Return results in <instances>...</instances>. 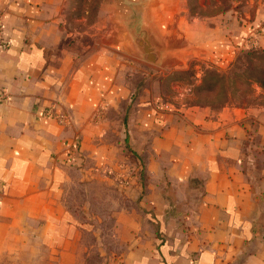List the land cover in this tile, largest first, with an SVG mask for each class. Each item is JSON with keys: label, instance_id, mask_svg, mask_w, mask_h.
Returning a JSON list of instances; mask_svg holds the SVG:
<instances>
[{"label": "crops", "instance_id": "crops-1", "mask_svg": "<svg viewBox=\"0 0 264 264\" xmlns=\"http://www.w3.org/2000/svg\"><path fill=\"white\" fill-rule=\"evenodd\" d=\"M68 4L0 0V258L37 245L43 259L76 264L93 225L66 195L97 182L130 204L112 213L104 264H264V108L175 105L151 85V72L192 59L264 53V0H227L211 15L188 0H95L70 16ZM72 18L82 26L68 28ZM144 26L162 45L160 66L138 55ZM124 115L128 141L110 124ZM126 147L140 181L120 164Z\"/></svg>", "mask_w": 264, "mask_h": 264}, {"label": "rangeland", "instance_id": "rangeland-1", "mask_svg": "<svg viewBox=\"0 0 264 264\" xmlns=\"http://www.w3.org/2000/svg\"><path fill=\"white\" fill-rule=\"evenodd\" d=\"M195 2L196 0H188L192 13L199 12L204 15L224 11L228 6L227 0H204L201 4ZM82 5H84V8L89 6L91 9L96 6L95 0H91V3H83L82 0H69L67 6L68 15L70 12L79 14L82 10ZM92 13L90 16L93 15ZM70 24L71 27L80 28L82 26V22H77L74 19L68 20V28H70ZM189 66L190 68L169 69L161 71V73L159 70L154 73L151 72L153 74L152 78H154V82L151 85H156V92L163 95L165 101L175 105L198 104L219 108L226 104H235L258 109L264 108L263 52L255 50L238 51L224 65H208L197 59H192L189 61ZM135 81L134 83H137ZM145 83L139 82L137 90L144 86ZM135 92L136 90L133 91V94ZM124 106L126 107V104ZM129 106H127V110ZM126 116L124 115L125 120L123 122L121 120L122 117L117 122L112 120L110 124L113 129H119L118 132L122 138L128 141L129 136L124 128L127 122ZM111 117L114 119L113 116ZM111 133L113 136H116V132L111 131ZM109 138L112 139L114 137L111 136ZM122 156L123 162L120 164L126 168L128 167L129 171L135 167L134 170L140 181L144 177L140 160L130 154L129 147L123 149ZM110 170L108 174L115 181L121 178L120 170L114 168H110ZM114 185L107 184L103 186L101 183L91 182L88 185L79 186L73 183L68 188L66 195L68 206L71 209L74 208L75 215L79 220L88 219L93 225L92 231L82 236V243L86 251L78 258L76 264H104L105 260L99 256L98 249L106 250L109 253L116 247V241L113 237L115 231L112 213L118 205L124 211H128L130 204L125 199H114ZM99 218L102 220L98 222L99 225L94 224ZM85 231L88 232L86 229ZM92 232L96 236H93ZM100 236H102V242L96 239ZM29 245L32 246L31 244ZM25 251L22 253V258H0V264H55L54 260H50L48 257L42 258L44 254L47 255V249L44 246H32L28 249L29 253ZM33 255H38L41 258H38V256L34 257Z\"/></svg>", "mask_w": 264, "mask_h": 264}, {"label": "water", "instance_id": "water-1", "mask_svg": "<svg viewBox=\"0 0 264 264\" xmlns=\"http://www.w3.org/2000/svg\"><path fill=\"white\" fill-rule=\"evenodd\" d=\"M143 28L145 39H135L134 41L136 48H138V55L146 62L160 66L163 59L162 45L154 38L147 27L144 26ZM146 42H148L150 46H148Z\"/></svg>", "mask_w": 264, "mask_h": 264}, {"label": "built area", "instance_id": "built-area-1", "mask_svg": "<svg viewBox=\"0 0 264 264\" xmlns=\"http://www.w3.org/2000/svg\"><path fill=\"white\" fill-rule=\"evenodd\" d=\"M1 30L2 29H1V25H0V51L5 50V49H7L9 47V42L3 40V38L1 37ZM3 95H4V92L2 93V96L1 97H3ZM47 115H49V114H47Z\"/></svg>", "mask_w": 264, "mask_h": 264}]
</instances>
